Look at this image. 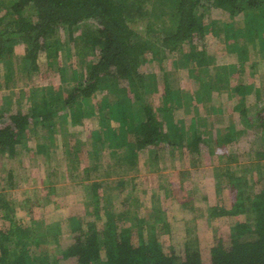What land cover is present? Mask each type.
Listing matches in <instances>:
<instances>
[{
    "label": "rangeland",
    "instance_id": "374dc122",
    "mask_svg": "<svg viewBox=\"0 0 264 264\" xmlns=\"http://www.w3.org/2000/svg\"><path fill=\"white\" fill-rule=\"evenodd\" d=\"M12 1L15 2L5 0L7 4ZM23 10L27 14L34 7L27 5ZM258 12L257 15L250 11L232 17L217 0H202L196 24L202 25L207 33L199 41L200 52L195 60L187 61L179 51L150 50L143 69L151 89L143 91L128 84L127 80L105 77L102 89L97 90L92 102L82 109L89 117L87 122L79 124L77 120L71 122L62 117L55 125L41 129L46 135L53 130L58 135L64 130L77 136L73 140L66 137L58 140L59 164H54L53 151L48 154L41 151L44 141L31 129H26L21 138L15 139L16 158H8L0 151V252L9 250L8 259L15 256L21 246L16 240L21 236L23 225L29 228L31 239L39 234L42 241V250L32 248L29 264H81L90 256L95 264H104L108 254L102 231L119 225L127 232L129 228L131 234L128 236L134 243L139 242L138 235L142 231L148 242L158 243L154 244L156 252L163 248L170 251L174 246L178 255H184L186 244L193 241H198L206 254L209 247L219 242L229 248L236 232L234 224L239 220L238 214L218 216L217 207L224 204L232 208L236 202L245 201L248 209H252V202L254 205L255 201L264 202V130L253 126L247 129L251 133L242 132L237 137L236 130L246 129L244 116H248L245 112L249 108L236 105L239 96H226V91L230 93V87L242 78L247 86L242 93L253 103L250 112L255 113L264 106V89L257 92L258 87H264V52H256L259 50L258 39L264 42V14ZM0 14H3L1 2ZM256 20L261 30L258 36H252L247 27ZM96 27V22L91 19L72 27L59 25L54 36L57 54L54 51L49 57L40 51L36 63L29 52V40L13 39L6 43L7 56L0 61V113L4 114L0 117V126L7 121L6 115L18 108L27 112L38 100L37 93L44 96V90H50L49 86L66 95L69 88L82 84L91 63L99 58L98 49H93L86 41L90 36L88 32H94ZM134 27L145 37L146 20ZM248 38H253L250 39L252 46ZM190 47V43L185 44L186 50ZM256 61L258 64L255 65ZM232 66H235L234 70ZM250 68L254 69V74ZM177 88L181 99L167 102L171 99L168 94ZM140 96L155 105L172 104L174 121L185 120L182 131L187 130L189 137L194 130L202 132L199 150L188 152L183 148L187 141L178 145L155 143L152 145L156 151L153 156H148L145 149H135L133 143L139 139V133L135 131L134 123L144 120ZM100 99L102 103L111 104L110 109L108 106L103 108ZM117 100L132 105L126 119L122 117L124 113L120 106L116 105ZM103 115H108L107 124L101 126L99 120ZM76 119L81 120L80 113ZM174 121L171 124L178 125ZM74 124L77 132L73 131ZM225 124L227 131L222 141L220 131ZM229 125L231 129H228ZM94 130H97L98 140L90 135ZM64 139L75 147V151L81 145L87 150L94 140L99 141L100 156L86 150L79 154L73 151L72 157L67 152L66 155ZM170 141L174 142V137ZM10 168H14L15 184L10 183ZM97 181L101 186H107L101 196L107 204H101L104 205L102 217L84 218L94 213L100 203L89 185ZM240 216L246 218L245 214ZM161 226L164 228L162 238L159 235ZM114 230L109 234L113 247L120 240ZM80 231L83 232L76 243L75 232ZM57 233L61 235L56 237ZM167 233L170 234L168 237ZM86 234H90L92 241L89 248L83 240ZM63 238L64 242L61 241ZM55 240L57 243L60 240L61 244ZM246 243L248 250L256 249V235H249ZM81 245L86 251L81 252ZM59 247L68 249L66 257L57 254ZM201 254L197 256L196 264H204L203 252Z\"/></svg>",
    "mask_w": 264,
    "mask_h": 264
},
{
    "label": "trees",
    "instance_id": "16d2710c",
    "mask_svg": "<svg viewBox=\"0 0 264 264\" xmlns=\"http://www.w3.org/2000/svg\"><path fill=\"white\" fill-rule=\"evenodd\" d=\"M0 2L3 12L0 14V61L7 56L6 43L13 39L18 41L21 38L30 41L29 52L33 63L37 62L40 51H44L49 57L56 51V55L57 38L54 36L59 25L66 24L67 27H72L87 19L96 22L97 27L94 32H88L90 36L86 41L93 49H98L99 58L91 63L89 73L82 80V84L75 85L65 98L64 102L72 116L78 115L82 98L91 97L97 90L102 89L105 77L115 76L118 80H127L128 84L140 87L143 91L151 89L143 69L148 61L147 55L150 50L161 48V52L167 49L170 52L179 51L181 57L186 58L187 61H193L198 57L197 53L200 52L199 41L207 33V31H203L202 25L196 24V14L202 0H15L9 4L5 0H0ZM217 2L225 6L232 17L250 11L256 15L258 11L264 14V0H217ZM27 5H32L34 10L25 14L23 9ZM142 20H146L145 37L140 35L134 27ZM253 22V25L247 28L252 36H258L261 30L259 21ZM250 39L248 38V41L251 43L253 38ZM188 43L191 47L186 50L185 44ZM257 47L259 50L255 49L256 52H264V42L260 38ZM256 63L258 64L257 61L254 64L256 65ZM254 64H250V66H254ZM238 65L235 64V66ZM235 66H232L233 70ZM250 71L252 74L255 73L253 68H250ZM240 76L237 75V77ZM245 80L247 81V79ZM237 82L239 84L236 83L235 86L230 87L232 94L230 95L226 91L228 93L226 96L233 98L239 96L235 102L236 105L252 109L253 103L246 98L247 94L242 93L247 86L242 78L237 79ZM49 88L50 90L44 93V96L48 97L49 95L58 99L61 91H55L50 86ZM261 89H264L263 85L257 88V92ZM180 96L182 95L178 88L172 89V92L168 94L171 99L168 98L167 102L173 103L174 99H181ZM138 98L140 108L144 113V120L134 123L135 131L139 133V139L133 143L135 149H145L146 152L151 153L154 148L152 145L155 143L168 142V144L178 145L187 141L185 143L188 145L193 144L191 149L199 150L198 144L203 139L202 132L194 130L191 137L187 139L181 128L185 121L183 118L180 122H176L179 125L171 124L174 121L172 112L174 106L172 104L155 105L148 103L144 96ZM262 99L264 100V98ZM47 100L49 101L46 98L43 102L36 101L28 108L27 112L18 108L17 111L6 115L7 121L4 126H0V151L3 154L9 157L17 154L15 146V139L18 136L17 129L29 121L40 125L52 121L51 105L55 102L52 99L53 102L50 104ZM115 102L124 113L122 117L126 119L131 114L132 105L130 107L124 100ZM131 103L133 104V102ZM101 105L103 108L108 106L110 109L111 104L104 101ZM249 109H246V112L244 110L248 114V116H244L246 129L242 127V129L236 130L237 137L242 132L248 133L247 129L253 126L259 127L258 129L261 131L264 130V106L258 108L255 113H251ZM2 115L4 114L0 113V117ZM170 126L172 127L170 128ZM230 126L228 129H231ZM226 129L225 124L220 131L219 139L222 141H224ZM258 132L256 133L258 134ZM171 137H174V142L170 141ZM9 178L10 183L15 184L12 170L9 171ZM237 206L239 204L231 210L236 211ZM257 217L256 227H253L254 223L250 220L249 222H238L229 248H225L224 244L219 242L209 247L207 254L201 250L198 241L187 243L184 255H178L174 246H171L170 251L163 248L156 252L154 244L158 245V243L155 242L153 245L150 242L147 243L142 231L138 235L139 242L134 243L128 236L131 232L123 229L121 234H117L120 240L115 247L111 245V238L106 237L107 239L104 240L105 250L108 254L104 264H196L197 256H202V252L204 264H264V206ZM160 228L159 235L162 238L164 228L162 226ZM28 230L27 226H22L21 236L16 240L21 246L18 247L17 253L12 259H8L9 250L3 249L0 252V264L30 263L29 259L33 257L31 251L34 246L36 247L38 237L31 239ZM254 234L257 237L258 246L254 250H248L246 240L249 235L253 236ZM169 235L167 233L166 237ZM86 237L85 246L89 248L92 244L90 234ZM84 250L85 248L81 252ZM90 259L91 256L87 258V260ZM87 260L84 259L81 264H95L94 259L89 262ZM202 260L201 262H203Z\"/></svg>",
    "mask_w": 264,
    "mask_h": 264
},
{
    "label": "crops",
    "instance_id": "0c3cea01",
    "mask_svg": "<svg viewBox=\"0 0 264 264\" xmlns=\"http://www.w3.org/2000/svg\"><path fill=\"white\" fill-rule=\"evenodd\" d=\"M73 88V87H72ZM72 88H69L68 90H69V92L71 91V89ZM56 91V90H55ZM44 92L45 93H47L46 92V90H44ZM69 92L66 94V95H64V92L62 91L61 92V95L58 97V99L57 98H52L51 96H49L48 95V97H45V96H43V94H40V93H37V96L39 95V98H38V100H37V102L38 101H41V102H43V100H45V98L46 99H49V103L51 104L53 101H52V99L54 100V102H55V104H53L52 103V105H51V111H52V121L51 122H46L45 124H43V125H40V124H34L33 122H31V121H29V123H27L26 125H24V126H22L20 129H17V131H18V136L21 138V135H23V134H25V132H26V129H31L32 130V132L33 133H35V134H37L38 136H39V138H41V139H43V141H44V143L43 144H41V151L43 152V153H50V151L53 153V160H55V162H54V164H59V160H60V158H59V154H58V148H57V144H58V140L59 139H62V138H65L66 137V139H70V140H73V139H77V136H75V134H74V132H70V131H60V132H58V135H55L54 134V130H53V132H51V133H49L48 132V134L46 135V134H44V133H41V129H43L44 127L46 128L48 125H50V126H53V125H55L56 123H57V121H60V118H62L63 117V119L65 120V119H67L68 121H71V122H75L74 120H77L78 122H79V124H81V121L82 122H87L88 120H89V117H86L87 115L85 114V113H82V109L84 110V108H85V106L91 101L92 102V98H93V96L94 95H92L91 97H88V98H82L81 100H80V102H81V104H80V106H79V108H78V110H79V113H80V115H81V120L80 119H76L77 118V116H72V114H70V109L67 107V104L64 102L65 101V98L68 96V94H69ZM98 94V93H97ZM45 95V94H44ZM98 96H99V94H98ZM99 99V98H98ZM60 100H63L61 103H58ZM98 101V100H97ZM101 103H102V101H101V99H100V102H99V104L101 105ZM35 104V103H34ZM34 104H32V105H34ZM119 106V105H118ZM68 108V109H67ZM64 109V112L62 113V110ZM67 109V110H66ZM18 110V109H17ZM16 110V111H17ZM100 113V112H99ZM101 114V113H100ZM89 115H91V114H89ZM96 115V114H95ZM94 115V116H95ZM93 116V117H94ZM107 116L108 115H106V116H102L101 117V119L99 120V121H101L102 122V124H101V126H104V125H106L107 124ZM91 117V116H90ZM182 118H180V120H181ZM184 119V118H183ZM182 119V120H183ZM135 120V118H134V116H133V120L132 121H134ZM180 120H178V122H180ZM175 122H177V121H175ZM179 125V124H178ZM108 126V125H107ZM183 127V126H182ZM181 127V128H182ZM76 129L77 128H75V124H74V129H73V131H76ZM77 132V131H76ZM182 133L186 136V138L188 139V133H187V130L185 131L184 129H183V131H182ZM90 135L92 136V137H94V138H96L97 139V137H98V133H97V130H94V131H91V133H90ZM57 136H60V137H57ZM66 139H64L62 142L65 144V149H66V151H63L64 153L65 152H67L68 154H69V156H71V152H76V153H80V152H83V151H85L86 150V148L84 147V145L82 146H80L79 148H77V150L75 151V147L73 146V145H69L67 142H66ZM94 140V139H93ZM98 140V139H97ZM16 146V145H15ZM191 147H192V145L191 146H189L188 144H187V146L186 147H184L183 146V148H185L188 152H190V150L192 151V150H195V149H191ZM16 149H17V147H16ZM57 150V151H56ZM86 151H88V153L89 154H97L98 156H100V152H101V147H100V143H99V141H97L96 142V140H94V142L92 143V146H90V148H87V150ZM195 151H198V149L197 150H195ZM2 153V152H1ZM147 154H148V156H153V155H155V153H156V151H154L153 150V152H151V153H149V152H146ZM3 154V153H2ZM66 154V153H65ZM3 155H5V154H3ZM67 155V154H66ZM6 156V155H5ZM18 156V150H17V154L15 155V156H13V157H9V156H6V157H8V158H16ZM73 156V155H72ZM71 156V157H72ZM12 169H14V168H10V170H12ZM89 168H87L86 170H88ZM12 171H14V170H12ZM88 174V173H87ZM51 185H53V183L51 184ZM91 187H92V189L94 190V192H93V194H95V197H97V200H98V203H99V205H98V207H95V210H94V213H91L90 214V216L89 215H85L84 216V218H88L89 219V217L91 218V219H96V217L97 216H99V217H102V214H103V211H104V205L102 206L101 204H107V201H105V199L104 198H101V196H102V192H103V195H104V188H106L107 186H105V184H103V186H101V183H100V181H97V182H94V183H90L89 184ZM263 187H264V185H263ZM257 194H258V192H257ZM94 197V198H95ZM261 199V198H260ZM255 201V200H254ZM253 203V208L252 209H248V206H247V204L245 203V201L244 202H242V201H240V203H238V202H236L235 203V205H237V204H239V206H237L236 207V211H232L231 209L233 208H229L228 206H225L224 204H221V205H219L218 207H217V211L218 212H216L217 213V215L218 216H224V215H233V214H238V216H237V219H239V220H237L236 221V223L234 224V226H236L237 227V224H238V222H240V221H246V222H249V220H250V222H253L252 221V219L255 221V224L253 225V227H256L257 225H256V223L258 222V214H259V211L262 209V207L264 206V202L262 201V200H259L258 202H256L255 201V205H254V202H252ZM259 203V204H258ZM234 205V206H235ZM260 205V206H259ZM198 209H200L199 207H198ZM257 211V212H256ZM247 212H250V214L249 215H247ZM69 213V212H68ZM83 214H88V213H86V212H83ZM241 214H245L246 215V218L245 219H243V218H241ZM72 215H76V214H72ZM255 216V217H254ZM80 217H82V215H80L79 216V218H78V220H77V223H78V226H77V228L80 226ZM73 218H76L75 216H73ZM252 218V219H251ZM111 225V224H110ZM123 227V226H122ZM47 229L49 228V224L47 225V227H46ZM115 229V230H114ZM80 230H81V227H80ZM116 231V233L117 234H121V228H120V225L119 226H115V228H113V227H111L110 229H105L104 231H102V234H104L105 235V237H104V240L105 239H107L106 237H109V234H112V233H110V231L112 232V231ZM123 230V229H122ZM128 231H130L129 230V228H128ZM236 231V230H235ZM41 232H43V230L41 229ZM83 232V231H82ZM82 232L80 231V232H75L76 234H75V242L77 243V239H80V237H81V235H82ZM171 232V231H170ZM44 233V232H43ZM64 234V233H63ZM38 236V242H37V245H36V247L37 248H39L40 250H42L43 248L41 247V242H40V240H39V234H37ZM57 235H61V233H57L55 236L57 237ZM86 235H88V234H86ZM86 235H84L83 236V240H84V242H85V237H86ZM55 236H53V237H55ZM110 238V237H109ZM40 239H41V237H40ZM59 239V238H58ZM64 240H65V238H63V240H61L62 242H64ZM132 240V239H131ZM146 241H147V239H146ZM54 242V241H53ZM55 243H57V240H55ZM75 243V244H76ZM147 243H148V241H147ZM57 244H61L60 243V240H59V243H57ZM61 246V245H60ZM76 246V245H75ZM62 247V246H61ZM61 247H59V250H60V252H57V254H61V256L62 257H66L67 255H68V249L67 248H65L64 247V249H61ZM63 248V247H62ZM84 248V245H81V251H82V249ZM76 249V248H75ZM78 249V248H77ZM37 252H39V251H37Z\"/></svg>",
    "mask_w": 264,
    "mask_h": 264
}]
</instances>
